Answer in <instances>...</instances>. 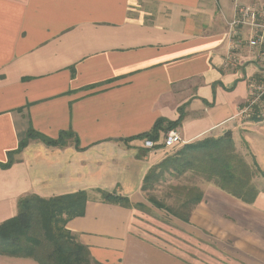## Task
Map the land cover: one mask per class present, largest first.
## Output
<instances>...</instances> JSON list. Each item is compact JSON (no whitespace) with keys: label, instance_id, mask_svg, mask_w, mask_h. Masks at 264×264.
Wrapping results in <instances>:
<instances>
[{"label":"crops","instance_id":"1","mask_svg":"<svg viewBox=\"0 0 264 264\" xmlns=\"http://www.w3.org/2000/svg\"><path fill=\"white\" fill-rule=\"evenodd\" d=\"M234 1L0 0V164L29 129L52 140L72 133L62 146L29 139L0 168V224L29 195L85 191L84 214L65 228L92 261L192 264L140 235L149 207L143 179L181 146L229 132L236 153L259 170L252 204L187 172L195 182L177 188L200 200L188 223L169 216L201 246L214 241L220 257L264 264V118L239 113L244 74L256 73L247 72L251 57L242 49L241 65L225 62ZM180 111L176 149H146L133 138ZM95 191L125 197L131 208L103 203ZM0 264L38 263L0 256Z\"/></svg>","mask_w":264,"mask_h":264},{"label":"trees","instance_id":"2","mask_svg":"<svg viewBox=\"0 0 264 264\" xmlns=\"http://www.w3.org/2000/svg\"><path fill=\"white\" fill-rule=\"evenodd\" d=\"M181 119V111L175 121L157 119L148 132L133 138L158 142L162 137L160 133L175 129ZM249 120L258 122L262 119L253 116ZM71 136V132H61L57 139L52 140L29 129L17 148L7 153V161L0 164V168H8L13 156L27 145L29 139L53 147L64 145V140ZM187 172L212 181L220 190L246 204H252L257 194L252 179L259 170L256 165L249 166L236 153L229 132L218 138H206L181 146L152 167L143 179L141 191L147 202L184 223H188L192 208L200 200V193L183 187L175 189L179 202L176 208L164 207L148 194L165 174L182 177ZM95 192L103 203L131 208L125 197L116 193ZM87 201L85 191L48 199L35 195L24 197L18 203L16 215L0 224V256L31 259L38 264H98L92 261L87 248L65 228L68 221L84 214Z\"/></svg>","mask_w":264,"mask_h":264},{"label":"built area","instance_id":"3","mask_svg":"<svg viewBox=\"0 0 264 264\" xmlns=\"http://www.w3.org/2000/svg\"><path fill=\"white\" fill-rule=\"evenodd\" d=\"M234 14L227 21L229 38L226 63H239L236 54L244 49L249 56L246 60L256 66V73L247 78V95L239 113L245 119L251 117L264 118V0H248V2L234 1ZM249 58V59H248ZM176 130L171 129L164 133L158 142L144 139L142 145L146 149L157 146L165 151H172L181 144Z\"/></svg>","mask_w":264,"mask_h":264},{"label":"rangeland","instance_id":"4","mask_svg":"<svg viewBox=\"0 0 264 264\" xmlns=\"http://www.w3.org/2000/svg\"><path fill=\"white\" fill-rule=\"evenodd\" d=\"M255 64L247 66V72H256ZM194 177L190 174L182 177L163 176L160 182H157L148 195L159 201L164 207L176 208L179 204L176 200L175 189L178 185H190L194 183ZM173 190L171 186H175ZM179 186V187H182ZM145 212L146 218L143 220L140 230L143 232L142 237L153 242L160 247L168 250L175 256L186 259L192 264H236L226 257H220L215 250V242L211 239L208 241L209 248L196 243V236L193 231L179 224L172 219L164 210H158L150 203ZM213 244V245H212ZM220 248V247H218ZM202 249V250H201Z\"/></svg>","mask_w":264,"mask_h":264}]
</instances>
